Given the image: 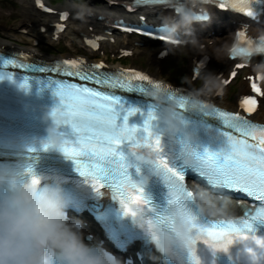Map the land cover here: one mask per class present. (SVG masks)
Wrapping results in <instances>:
<instances>
[{
  "label": "clouds",
  "instance_id": "1",
  "mask_svg": "<svg viewBox=\"0 0 264 264\" xmlns=\"http://www.w3.org/2000/svg\"><path fill=\"white\" fill-rule=\"evenodd\" d=\"M213 3L214 0H164V5L171 11L159 17V37L174 50L189 49L205 54L206 46L196 35L194 26L211 22L209 6ZM76 8L75 16L81 21H86L93 11L86 2ZM248 28V25H242L219 43L209 40L208 46L217 61L236 60L264 80V27H257L254 35L248 34ZM242 31L246 33L243 40L240 37ZM257 57L260 59L256 60ZM199 79L200 87H193L188 92L194 107L200 105L202 97L220 93L225 87L222 77L210 70H202ZM159 84V87L147 88L146 94L158 106L156 121L161 126L162 135L168 138L184 168L210 177L194 147L197 137L190 130L180 102L170 95L165 82ZM49 117L52 123L47 128V141L59 146L65 141L63 133L58 131L64 117L61 113L54 114L53 109L45 114L44 119ZM128 156L132 157L131 161ZM125 159L128 164L149 165L152 172L162 176L167 186L164 210L174 218L171 227L159 221L161 209L157 205L148 208L132 203L128 213L166 262L179 260L181 254L189 252L190 248L192 230L186 218L179 214L178 203L186 205L199 217L234 218L230 196L199 185L187 187L157 167L154 156L147 150L130 148ZM28 165L27 162L16 166L0 164V264H121L120 259L101 245L85 241L84 222L68 215L70 199L60 177L28 173ZM33 174L39 177L38 183L32 182ZM148 180L149 177L144 176L137 183L147 184ZM207 183L211 180L208 179Z\"/></svg>",
  "mask_w": 264,
  "mask_h": 264
},
{
  "label": "snow or ice",
  "instance_id": "2",
  "mask_svg": "<svg viewBox=\"0 0 264 264\" xmlns=\"http://www.w3.org/2000/svg\"><path fill=\"white\" fill-rule=\"evenodd\" d=\"M142 2L163 4L164 0H142ZM247 14L253 15V12L249 11ZM61 18L65 17L62 15ZM240 37L242 40L245 39L246 33L242 31ZM65 63L75 65L76 62L66 61ZM96 67H102V65ZM237 67L243 68L245 65L239 64ZM53 71H59V69H53ZM66 74L78 76L83 81L104 84L110 88L131 90L134 86H139L123 77L113 79L93 72L69 71ZM131 75L140 81H148L152 86H160L159 82H152L146 75L138 72ZM232 75L235 76L236 73L233 72ZM2 78L3 75H0V79ZM27 86V83L21 84V87ZM253 89L260 91L255 83H253ZM55 94L60 98V104L58 109H53V113L63 115L62 123L70 125L75 140L65 139L59 146L46 141L43 143V148L47 150L50 146L58 147L66 158L74 161L76 170L93 185L98 193L100 188L96 187L97 184L110 186L115 192L113 199L119 198L125 214L131 211L129 205L132 203L148 208L153 206L150 198L145 195L142 184L134 181L128 171L130 165L125 159V153L121 151V145L125 142H130V148L133 150H147L154 156L157 167L184 183L187 174L185 168L182 165H174L169 157L163 154L161 135L153 131V122L157 120L154 108L150 107L143 114V134H141L139 125L129 124V117L135 115L140 109L126 106L120 96L75 83H59ZM170 95L173 97L174 94L170 92ZM179 99L180 107L183 109L189 99L183 96ZM256 105L257 100L254 97H246L242 100V106L249 113L255 110ZM215 114L223 119L228 128L234 129L240 136L225 132L229 145L226 150L211 152L205 149L200 159L202 166H206L211 175L205 177L201 172L197 174L198 177L206 181L210 179L211 183L207 184L214 189L223 188L230 193H243L264 203V126L256 125L238 113L216 110ZM249 137L252 142H249ZM26 171L34 173L31 164ZM31 179L33 183L39 182V177L35 174L31 176ZM177 209L179 214L189 222L192 230L189 253L193 264H200L196 255L198 241H202L213 250L223 251H227L237 241L248 242L246 250L253 260H256L258 256H264V237L257 235L255 228L257 223L264 224V211L257 212L249 218L209 223L201 222L200 217L184 204L178 203ZM158 219L169 227L174 224V218L164 209L158 213Z\"/></svg>",
  "mask_w": 264,
  "mask_h": 264
},
{
  "label": "bare ground",
  "instance_id": "3",
  "mask_svg": "<svg viewBox=\"0 0 264 264\" xmlns=\"http://www.w3.org/2000/svg\"><path fill=\"white\" fill-rule=\"evenodd\" d=\"M100 1L103 2L104 5L100 6V7H96V8H98L100 13H101V12H104L105 10H108L107 6H110V5H109L107 0L106 1L100 0ZM21 6H22V10H25L26 14L28 16L23 17L18 22V24L15 26H3L4 27V28H2L3 33H0V42L2 44H4V46H6V47H13L15 45H13L14 43L12 42V40L10 38L25 37V35L27 38H30L31 41H35V39L37 37L36 34H37L39 28L41 29L42 26L46 27L45 32H47L48 36L50 38L54 39L53 38V27L50 25V19L45 17V16L43 17V15L40 12V9L35 4V0H22ZM66 6L70 7L71 9L75 8V6H73L72 4H70L68 2L66 3ZM90 7L94 8L93 5H90ZM92 10H93L92 14L90 16H88L86 21H81V20L76 18L77 21L75 23H72V24L70 23L68 26V29L70 31H72L73 33H75L82 43L85 42V36L82 33L91 34V33L101 32L102 27L105 28L104 24H106L105 23L107 20L106 18H109V16H110V15H106L105 19L100 20L97 17L98 14L96 15L94 13L96 9H92ZM36 27H38V30L36 29ZM24 30H26V31H24ZM102 32L108 36V39L105 40V42L109 44V46L113 52H119V50L121 48L126 47V46H129V47L133 46V48L135 49V52H136V53L133 52V53H135V55H138L137 52H139V51L141 52L143 50L139 46H134L132 39H129V38L124 37V36L105 33L103 30H102ZM224 37H225V35L223 36V38ZM111 38L113 40H111ZM221 40L222 39H217L216 43H219ZM30 43H32V42H30ZM205 46H206V52L212 54V48L210 46H207V45H205ZM31 49H33L37 52H40V53L42 51L41 47H37V46L31 47ZM145 50H147L148 62L150 64V66L153 65L155 68L154 73H156L157 75L162 77V75L164 74V72L166 70L165 60L158 56V50L156 48H150V49H145ZM196 54L197 53L191 51V60H192L193 56ZM210 71L215 72L214 70H210ZM188 81H191L190 84H192L194 82V80L192 79V76L188 77ZM221 99L226 104L231 103V99H229V96L227 94L225 96H223ZM259 115L261 117L264 116V108L260 111Z\"/></svg>",
  "mask_w": 264,
  "mask_h": 264
},
{
  "label": "rangeland",
  "instance_id": "4",
  "mask_svg": "<svg viewBox=\"0 0 264 264\" xmlns=\"http://www.w3.org/2000/svg\"><path fill=\"white\" fill-rule=\"evenodd\" d=\"M58 5H63L68 2V0H53ZM78 1V4L82 2V0H74ZM22 0H0V33H3V26H15L18 24V22L23 18L28 16L26 14L25 10H22ZM43 16H46V14H43ZM47 17V16H46ZM75 21V20H74ZM73 21V22H74ZM37 28V27H36ZM39 37V43L38 46L41 47L42 51L45 53L48 52H55L58 53L60 50L65 51H74L78 49H82V45L78 42L77 36L74 35L72 31H68L66 34V37L64 40H62L60 43L53 45L50 43V39L47 36L45 32H38L36 34ZM23 41L18 40L16 38H12V41L16 45H28L30 46V38H27L26 36L23 37ZM152 45H146L138 55H135L134 58L129 57V62L132 63H144L145 65L148 64V54L147 50L150 49ZM105 49L111 53L110 47L105 44ZM167 68L164 72V75L169 78L174 77L175 79H182L184 80L187 77V68H188V58L187 53L185 51L178 52V54H174L171 58V60L168 61ZM153 66V65H151ZM235 88L232 87V90Z\"/></svg>",
  "mask_w": 264,
  "mask_h": 264
}]
</instances>
